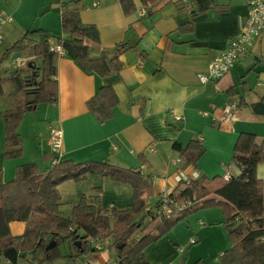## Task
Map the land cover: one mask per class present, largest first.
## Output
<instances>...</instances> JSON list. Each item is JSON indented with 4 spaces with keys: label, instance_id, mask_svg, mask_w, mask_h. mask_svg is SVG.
I'll return each instance as SVG.
<instances>
[{
    "label": "crops",
    "instance_id": "obj_1",
    "mask_svg": "<svg viewBox=\"0 0 264 264\" xmlns=\"http://www.w3.org/2000/svg\"><path fill=\"white\" fill-rule=\"evenodd\" d=\"M131 1L135 12L125 15L120 0H81L78 4L67 0H0L3 15L0 58L27 30L42 31L49 37L51 47L58 45L57 39H67L61 31L63 3H69V9L78 12L81 22L94 26L97 31L98 42H87L90 59L100 58L104 51L120 44L133 46L118 58L120 71L112 78L118 101L112 109V117L104 123L97 122L87 102L108 80L84 71L70 57L58 55L53 78L58 89L57 100L47 104L39 130L35 113L23 116L17 129L22 156L17 159H2L5 138L2 114L10 108V101L0 98L3 183L14 181L17 169L22 166L34 165L39 173H45L55 158L58 162L74 164L103 162L139 170L146 176L152 186L146 208L155 211L162 189L174 188L171 176L183 169L181 161L176 163L179 156L173 144L185 148L191 141H199L204 153L194 169L208 179L221 178L226 168L232 177L239 175V169L231 162L239 134H253L256 142L264 146V115L252 109L264 96V32L220 80L201 84L197 79L198 74L207 73L213 57L222 53L229 41L239 34L247 18L246 1L213 0L206 12L195 17H190L187 0H161L153 6ZM142 6L146 8V15L139 17L138 10ZM187 23L190 29L183 28ZM229 103L237 105L234 118L224 121L222 109ZM49 125L62 131V151L57 156L49 143ZM190 168L193 167L183 170ZM256 177L264 179V163L257 166ZM57 191L59 214L65 219L70 216L71 206L83 197L89 205H94L97 198L95 208L103 211L126 210L132 198L128 184L94 174H88L83 181H66ZM196 214V221L202 218L211 226L192 227L193 215L189 216L183 221L186 229H177L182 222L164 238L146 246L143 255L148 264H195L198 261L220 264L219 257L231 247L226 230L220 229L222 212L219 208H210ZM148 221L146 218L145 223ZM8 228L12 237H20L25 224L13 221ZM219 232L216 248L207 250V245L215 241L214 235ZM193 236L196 246L190 248L187 243ZM111 244L104 241L102 250L78 255L72 244L65 242L61 257L55 263H47L116 262ZM3 263L9 264L8 261Z\"/></svg>",
    "mask_w": 264,
    "mask_h": 264
},
{
    "label": "trees",
    "instance_id": "obj_2",
    "mask_svg": "<svg viewBox=\"0 0 264 264\" xmlns=\"http://www.w3.org/2000/svg\"><path fill=\"white\" fill-rule=\"evenodd\" d=\"M78 4L81 0H71ZM144 6L161 0H139ZM181 1V0H179ZM69 3L61 6V31L68 38L57 39L62 56H68L84 71L94 72L108 80L87 102V107L97 122L104 123L112 117L117 104L112 78L120 71L119 56L133 48L120 44L106 50L100 58L90 59L87 42L97 43L99 38L92 25L81 22ZM213 0H187L190 17L206 12ZM125 15L135 12L131 0H120ZM190 29V23L183 28ZM181 30V29H180ZM49 37L40 30H27L0 58V98L10 101V108L2 114L5 130L2 159L22 156V142L17 133L23 116L35 111L40 104H54L58 89L56 75L58 54L51 51ZM15 54L26 59L23 67L13 68L10 60ZM256 114L264 115V96L252 107ZM183 169L195 168L204 149L199 141H191L185 148L173 144ZM231 162L239 175L224 181L201 176L189 185L180 183L169 194V215L147 210L146 198L152 194L149 179L139 170L123 169L103 162L89 161L74 164L58 162L45 173L34 165L17 169L14 181L2 182L0 171V264H45L61 257L59 246L69 242L77 254L94 252L88 238L103 244L111 241L117 264H148L143 251L158 242L178 224L196 212L219 208L223 226L231 247L220 257V264H264V179L256 177V168L264 163V146L250 133H241L234 144ZM181 169V170H183ZM180 170V171H181ZM88 174L128 184L132 189L129 207L123 211H103L87 204L86 198L71 206L70 216L59 214L57 188L66 181H83ZM189 201V205L186 202ZM160 207L158 201L155 210ZM149 219L145 223V219ZM23 222L22 236L12 237L8 224ZM79 242V247L75 243ZM50 249H46L48 245ZM195 264H203L198 261Z\"/></svg>",
    "mask_w": 264,
    "mask_h": 264
},
{
    "label": "built area",
    "instance_id": "obj_3",
    "mask_svg": "<svg viewBox=\"0 0 264 264\" xmlns=\"http://www.w3.org/2000/svg\"><path fill=\"white\" fill-rule=\"evenodd\" d=\"M71 1V0H67ZM247 7V18L244 24L240 27V32L237 36L233 37L227 48L220 54L213 57L210 61L208 70L206 74H198L197 79L201 84H206L210 81H218L234 67L235 63L244 56L248 50L252 47L253 40L258 38L264 32V0H245ZM96 6V3L93 4ZM139 17H144L146 15V9L141 7L138 11ZM3 20V15L0 13V22ZM1 38V37H0ZM51 51L62 55L63 51L59 45L51 47ZM26 61L23 58H16L14 64L19 68L25 65ZM235 103H229L225 105L222 109L223 120L231 121L234 118V111L236 109ZM49 131V143L52 151L56 154L62 151V131L51 125L48 126ZM58 158L52 161V164L57 162ZM180 160L177 159L176 163ZM201 177L198 170L190 168L188 170H181L174 173L171 176V180L175 186L180 183L189 185L192 181L197 180ZM231 178L230 170L225 169L222 176L224 181H229ZM173 187H164L160 194V207H157L155 212L162 213L163 215H169L171 210L167 207L169 202V194L171 193ZM189 201L186 205H189ZM86 241L90 242L96 250H102V243L97 239L88 238ZM191 244L195 243V240H190ZM107 264H117L115 261H108Z\"/></svg>",
    "mask_w": 264,
    "mask_h": 264
},
{
    "label": "rangeland",
    "instance_id": "obj_4",
    "mask_svg": "<svg viewBox=\"0 0 264 264\" xmlns=\"http://www.w3.org/2000/svg\"><path fill=\"white\" fill-rule=\"evenodd\" d=\"M142 7H144V6H142ZM145 8V7H144ZM146 9V8H145ZM140 10V9H139ZM138 10V11H139ZM16 58H23L22 56H21V54H15V55H13V57L11 58V60H10V65L13 67V68H18L15 64H14V60L16 59ZM46 109H47V104H40L39 105V107L35 110V111H33L32 113H35V116H36V119H37V126H38V130H39V126L41 125V124H43V121H40V120H42V116H44V114H45V111H46ZM28 114H30L31 112H27ZM26 113V114H27ZM56 163H58V160H57V162ZM55 163V164H56ZM54 165V164H53ZM197 213V212H196ZM195 213V215L193 214V216L191 217V220H190V224L191 225H193L192 227H195V225L197 226V227H199V228H207V227H210L211 225L210 224H208L204 219H200V220H197L196 221V214ZM223 225V224H222ZM222 225L220 226V229H221V231L224 229V231H225V228H222ZM186 226H185V222H183L182 224H180V226H178V228L177 229H186L185 228ZM224 227V226H223ZM195 229V228H194ZM213 229V228H212ZM210 231H214V230H210ZM220 233L221 232H219V233H217L216 235H214V236H216L215 237V241L213 242V243H209L208 245H207V247H206V249L207 250H212L213 251V249H215L216 248V246H217V244L219 243V238H220ZM194 235V234H193ZM222 237V236H221ZM190 240H196L195 239V236H193V237H191V238H189L188 239V245L190 246V248H195V246L196 245H194L195 243H196V241H195V243L194 244H191L190 243ZM192 245V246H191ZM65 243H61L60 244V246H59V250L61 251V252H63L64 251V249H65ZM183 260H184V257L182 258ZM53 263H55V262H53ZM2 264H4V263H2ZM45 264H48V263H46L45 262Z\"/></svg>",
    "mask_w": 264,
    "mask_h": 264
},
{
    "label": "water",
    "instance_id": "obj_5",
    "mask_svg": "<svg viewBox=\"0 0 264 264\" xmlns=\"http://www.w3.org/2000/svg\"><path fill=\"white\" fill-rule=\"evenodd\" d=\"M75 245H76L77 247H79V242L75 243ZM51 247H52V245L49 244V245L47 246L46 249L48 250V249H50Z\"/></svg>",
    "mask_w": 264,
    "mask_h": 264
}]
</instances>
